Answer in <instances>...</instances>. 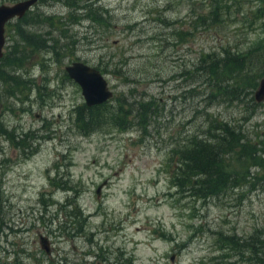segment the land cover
<instances>
[{"label": "rangeland", "instance_id": "1", "mask_svg": "<svg viewBox=\"0 0 264 264\" xmlns=\"http://www.w3.org/2000/svg\"><path fill=\"white\" fill-rule=\"evenodd\" d=\"M4 36L0 264H264V100L254 101L264 0H40ZM223 50L248 59L242 91L212 83L210 98V82L189 73L207 74L197 59ZM74 62L101 72L107 110L151 103L157 113L81 134L84 98L65 71ZM224 122L256 154H228L238 186L200 201L174 187L172 152L196 134L213 142L202 132ZM67 197L80 207L74 220L55 217Z\"/></svg>", "mask_w": 264, "mask_h": 264}, {"label": "trees", "instance_id": "2", "mask_svg": "<svg viewBox=\"0 0 264 264\" xmlns=\"http://www.w3.org/2000/svg\"><path fill=\"white\" fill-rule=\"evenodd\" d=\"M89 15V12L85 14V16ZM91 15L96 17L95 14ZM211 54L216 56V58L208 62L206 59H203V55H200L195 64V66L200 68L203 62L206 63L208 67L206 68L207 74L194 75L189 73V76L194 78V80L197 79L203 81V83L205 81L210 82L208 85H205L208 88H204L202 93L211 95L210 98L213 97L212 93H210L212 83L215 84L218 94H224L225 89H229L230 87L228 84L231 83L242 91L241 87L238 88V84H240L242 80H240V78L246 76L243 70L244 67L247 68L246 63L248 59L243 55L235 54V52L231 55V58H229L227 56L232 53L228 50H223L220 54L218 52H212ZM201 85L203 86V84ZM233 89L235 91L236 88ZM226 92L227 90L225 93ZM106 104L107 103L92 107L82 105L75 108V122L81 134L88 135L94 132L106 124L108 119L109 121L115 122V125L122 129L128 125L129 121L127 119L129 116L134 115L138 121H144L146 117H154L157 113V109L151 103L125 104V106H118L116 112L107 110ZM141 124H143V122ZM230 128L232 127L226 122L218 125V127H207L202 134L209 131L216 132L217 138L213 142H208L206 139L199 140L201 134H196L178 147L177 150H173L172 156L175 159L176 167L171 177L175 188H180V190L189 192L191 197L195 199L206 201L218 196L221 191H227L228 186H238V180L234 179V176L228 171V154H231V156L235 154V156L237 155L239 158L243 159H253L256 152L254 148L251 149L248 143L244 141L242 133L239 134V132ZM262 165L264 166V164ZM61 184L62 189L67 190L66 192H70L69 190L72 189L71 187L66 188L67 182ZM55 205L57 206L54 208L56 210L55 217L57 218H70L74 220L79 216L78 210L80 207L77 205L74 197H67L64 204ZM67 209L70 210V212H67ZM226 239L228 240V238ZM229 241L234 243L231 238ZM228 245L231 246L230 243H228ZM121 264H123V262Z\"/></svg>", "mask_w": 264, "mask_h": 264}, {"label": "water", "instance_id": "3", "mask_svg": "<svg viewBox=\"0 0 264 264\" xmlns=\"http://www.w3.org/2000/svg\"><path fill=\"white\" fill-rule=\"evenodd\" d=\"M39 0L32 2L26 1L12 6H0V59L3 57L4 39V24L7 20L15 16H23L25 11L33 4L35 5ZM32 3V4H31ZM69 79L74 81L81 88V94L84 98L86 106L92 107L102 105L108 102L113 93L108 88V83L101 74V72L93 67H90L82 62H74L65 68ZM257 102L264 100V78L260 81L258 91L254 95ZM100 189V188H99ZM96 191L97 196L100 195V190ZM40 248L49 255L50 244L46 237H39Z\"/></svg>", "mask_w": 264, "mask_h": 264}, {"label": "bare ground", "instance_id": "4", "mask_svg": "<svg viewBox=\"0 0 264 264\" xmlns=\"http://www.w3.org/2000/svg\"><path fill=\"white\" fill-rule=\"evenodd\" d=\"M26 1H30V2H32L33 0H22V1H19L18 3H21V2H26ZM38 2H40V0L38 1ZM37 2V3H38ZM18 3H16V4H18ZM36 3V4H37ZM32 4V3H31ZM33 7H34V5L32 4L30 7H29V9H27L26 11H25V13L23 14V16H21V17H19V16H15V17H13V18H11V19H9V20H7L6 22H5V24H4V28H7L10 24H11V21H13L14 19H22L23 17H25L26 16V14L31 10V9H33ZM5 39V38H4ZM113 93V92H112ZM254 101L256 102V103H260V102H257L256 101V99H255V97H254ZM85 103V102H84ZM86 105V104H85ZM88 107V106H87Z\"/></svg>", "mask_w": 264, "mask_h": 264}, {"label": "flooded vegetation", "instance_id": "5", "mask_svg": "<svg viewBox=\"0 0 264 264\" xmlns=\"http://www.w3.org/2000/svg\"><path fill=\"white\" fill-rule=\"evenodd\" d=\"M5 31H6V28H4V33H5ZM4 38H5V36H4Z\"/></svg>", "mask_w": 264, "mask_h": 264}]
</instances>
